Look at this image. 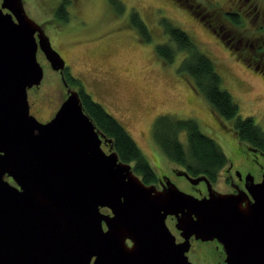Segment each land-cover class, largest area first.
I'll return each mask as SVG.
<instances>
[{
  "label": "water",
  "instance_id": "95a60500",
  "mask_svg": "<svg viewBox=\"0 0 264 264\" xmlns=\"http://www.w3.org/2000/svg\"><path fill=\"white\" fill-rule=\"evenodd\" d=\"M39 49L63 75L64 57L24 0H2L0 264H194L192 237L217 240L225 264H264V174L260 182L247 176V192L222 193L205 175L176 171L207 184L201 198L168 176L161 190L144 183L113 146L103 148L112 139L96 128L79 91L69 89L48 122L31 114L28 90L45 75Z\"/></svg>",
  "mask_w": 264,
  "mask_h": 264
},
{
  "label": "rangeland",
  "instance_id": "374dc122",
  "mask_svg": "<svg viewBox=\"0 0 264 264\" xmlns=\"http://www.w3.org/2000/svg\"><path fill=\"white\" fill-rule=\"evenodd\" d=\"M195 1L211 11L213 8L226 11L233 3L232 0ZM24 3L27 14L44 26L53 47L66 59L67 72L79 79L84 90L126 128L158 176L171 174L183 191L191 190L188 179L172 174V168H183L169 160L155 139L159 116L196 120L202 132L238 163V155H245L246 151L240 152L243 147L233 131L232 121L220 120L195 90L192 78L179 72L186 52L178 51L172 63L158 56L156 47L170 42L165 22L186 31L213 60L222 78V88L231 93L240 115L252 117L264 131L261 119L264 118V76L243 63V56L228 48L203 20L177 0H24ZM63 5L68 20L61 15ZM133 11L147 25L151 40H146L135 26ZM244 26L250 30L258 28L253 22L241 28ZM37 56L45 75L38 88L28 91V98L31 114L44 121L60 108L66 94L60 74L52 69L40 49ZM218 120L229 131L223 130ZM180 138L187 147L186 134L182 133ZM103 148L110 151L106 146ZM256 170L260 178L261 169ZM222 173L214 183L218 190L226 188L224 169ZM167 224L176 236L179 231L176 219L168 217ZM222 250L216 241H195L188 256L194 264H224Z\"/></svg>",
  "mask_w": 264,
  "mask_h": 264
},
{
  "label": "trees",
  "instance_id": "16d2710c",
  "mask_svg": "<svg viewBox=\"0 0 264 264\" xmlns=\"http://www.w3.org/2000/svg\"><path fill=\"white\" fill-rule=\"evenodd\" d=\"M177 1L190 8L196 16L203 17L204 14L212 12L208 9L205 10L206 8L195 0ZM64 8L63 5L61 7L63 14L61 15L65 20H68ZM199 11H203L204 14L199 15ZM230 18L235 24L241 23L234 16ZM132 19L145 39L151 40L149 29L138 12H132ZM165 23L170 42L156 47L158 56L166 63H172L178 51L186 52L187 55L179 67V72L192 78L195 90L210 104L220 120L234 121L233 131L241 141L264 150V131L252 117L244 118L240 115L239 105L231 93L222 88V78L216 71L213 60L200 50L186 31L171 23ZM205 23L208 25L206 20ZM67 77L70 83L80 86V96L85 112L91 117L96 128L112 139L110 146H113V150L118 153L119 159L131 163L134 171L144 183L157 182L158 174L126 128L84 90L79 79L68 72ZM182 133L186 134L187 147L181 141ZM154 134L157 143L169 160L180 165L192 176L205 175L212 182H216L221 171L229 163L230 159L222 147L214 139L204 134L199 123L194 119H180L172 115L159 116L155 123Z\"/></svg>",
  "mask_w": 264,
  "mask_h": 264
},
{
  "label": "flooded vegetation",
  "instance_id": "af4514ba",
  "mask_svg": "<svg viewBox=\"0 0 264 264\" xmlns=\"http://www.w3.org/2000/svg\"><path fill=\"white\" fill-rule=\"evenodd\" d=\"M232 1L233 3L229 4V9H227L226 11L223 10L222 8L221 9L213 8L212 12L209 14H204L203 11H199L198 14L199 15L204 14V16L203 17L198 16V17L201 20L205 19L207 21L208 25L205 23V20H203V22L209 27V29L213 33L218 35V37L224 42L226 46H228V48H230L232 51H235L236 54H238L239 56H243L241 58L243 63H245L246 65H249L253 70L261 73L264 76V29H263L264 28V2L262 4L260 3L257 4V3H253L254 0H232ZM4 11L8 12L7 9H5ZM232 16L238 18L241 21V23L235 24L230 18ZM251 22H253L255 26L258 25L257 26L258 28L254 30H250L249 27H245V26L244 28H241L244 24L250 25ZM42 27L44 28V26ZM56 72L60 74L62 84L64 85L63 88L65 89L64 94H66V98L68 96L69 89H72V90L78 89L77 91H79L80 93V87L77 89H74L78 85H73L68 80L67 61H66V69L64 70L63 75L61 71H56ZM63 77L65 78L67 85ZM38 87L34 86L30 88L28 91H31ZM30 109H31V106H30ZM57 111L58 110H56L50 118L45 119L44 121H41V120L40 121L41 122L50 121L55 116ZM261 119L264 120L263 117H261ZM230 121H232L231 126L233 127L234 121L233 120H230ZM217 122L219 126H221V124L223 125V123L220 120H218ZM221 128H223V130L225 131L228 130L227 129L228 127L225 128V126H221ZM240 142L243 147L242 151L240 152H243V150H245L246 151L245 155L244 153L241 155H238L239 163L237 162L238 161L237 159L231 158L229 160V163L225 166L224 168V180H225V186H226L225 189L223 190L216 189L215 184H214L215 182H212L210 180L212 182V186L214 190H217L222 193H238L239 191L247 192L246 178L249 174L254 176L255 182H260L262 180V177L264 174V150H262L260 147L253 146L252 144H249L245 141L240 140ZM111 144L112 142L111 143L103 142V146H106V148H108L109 150L112 147L110 146ZM256 169H261L260 178H258ZM178 170L179 169L172 168V174L177 175L176 171ZM222 171L220 173L221 175L223 174ZM168 177L173 182H175L171 174H169ZM163 178L164 177L158 176V181L155 183H152V184H155L159 190L163 189L164 187ZM7 179L13 182V180L9 177ZM186 192L191 193L201 198V197L208 196V187L205 182H200L198 185H195V186L191 184V190L186 191ZM249 198L252 199L251 196H249ZM102 211H107L105 213H110V210L107 208H103ZM169 217H171L172 219H175L173 216H169ZM176 238L178 242L183 241V237L181 236L180 231L177 232ZM195 241H202V240L200 239L197 240L195 237H192L191 243L193 244ZM212 241H216L218 245L222 247V245L217 240H212ZM203 242H208V241H203ZM128 243L132 245V242L130 240H128ZM220 253H221V256H223L222 260L224 261V264H225L226 254L223 250Z\"/></svg>",
  "mask_w": 264,
  "mask_h": 264
}]
</instances>
